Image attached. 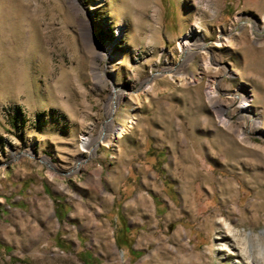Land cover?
Masks as SVG:
<instances>
[{"label": "rangeland", "instance_id": "obj_1", "mask_svg": "<svg viewBox=\"0 0 264 264\" xmlns=\"http://www.w3.org/2000/svg\"><path fill=\"white\" fill-rule=\"evenodd\" d=\"M254 117L264 0H0V264H264Z\"/></svg>", "mask_w": 264, "mask_h": 264}, {"label": "bare ground", "instance_id": "obj_2", "mask_svg": "<svg viewBox=\"0 0 264 264\" xmlns=\"http://www.w3.org/2000/svg\"><path fill=\"white\" fill-rule=\"evenodd\" d=\"M202 28H203V26L199 22L197 24H195L194 27L192 28V30L187 35H185L181 38V40L179 42V47L183 51L185 50L186 52H192V51L196 50L198 47L204 45L203 37L201 34ZM121 35H122V32L119 33V36H121ZM192 36H194V39L191 38ZM110 50H111V46L107 48V51H110ZM109 55H111V54L109 53ZM109 58H113V57L109 56ZM204 64L206 67H209L210 60L207 59ZM186 78L187 77L185 75H180L179 81L183 83L184 81H186ZM150 87H151V83H148L146 85V89H148ZM117 95H118V93L116 92L114 95V101L117 98ZM236 95L239 96L240 104H238V105H239L240 110L242 112H245L248 114L252 113L253 112V104H252L251 94L249 92H247L245 89L239 88V91L236 92ZM208 96H209V98L214 97L215 91L213 89H210L208 91ZM133 122H134L133 119L130 116H128V118L126 120V124L115 125L114 130L111 133V135L109 136V138H107V135L105 132H102L101 135L99 137H96V138H94L92 135L83 136L82 141H81V146L84 150L89 149L92 152H94L96 149V146L100 142H106L107 144H109L113 137L123 136V134L125 133L127 128L129 126H131V124ZM224 123L226 124L227 122H224ZM251 123L258 130L259 133L264 134V129H263L264 122L260 117H254V119L251 121ZM45 161L48 162L49 165L51 166V168L55 170L53 164L48 159H45ZM80 166H81V163L78 165V167H80ZM54 170L49 171V176L51 178L55 177V171ZM113 178H116V177H113ZM113 181H115V180H113ZM138 198H139V201H138L137 207L142 209V207L144 208L143 205L145 202H147V199L142 194H140L138 196ZM99 199H100V202L102 205H106V203L109 201L110 197L108 195H105V196L100 195ZM40 210L42 212V215L44 216V212L46 211L45 208L41 207ZM49 211H50V209H49ZM48 222L45 224L46 229L50 228V226H51L50 223H48ZM99 233L101 234V231ZM102 233H104V232H102Z\"/></svg>", "mask_w": 264, "mask_h": 264}]
</instances>
